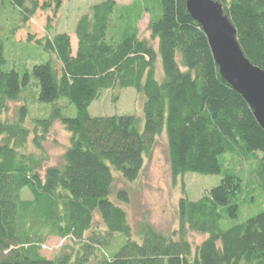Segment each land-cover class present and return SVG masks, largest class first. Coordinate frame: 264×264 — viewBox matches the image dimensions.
Wrapping results in <instances>:
<instances>
[{
	"label": "trees",
	"instance_id": "trees-1",
	"mask_svg": "<svg viewBox=\"0 0 264 264\" xmlns=\"http://www.w3.org/2000/svg\"><path fill=\"white\" fill-rule=\"evenodd\" d=\"M70 1L0 0V13L14 14L0 27V264H264V212L222 228V210L238 217L244 182L220 163L224 154L256 162L252 182L264 195V129L220 75L187 0H154L125 29L116 9L147 0H104L73 31L51 37ZM214 1L264 70V0ZM4 36L49 55L32 71L39 102L51 105L47 118H30L28 80L8 66ZM126 89L141 114H90L104 91L117 101ZM69 105L74 117L64 115ZM59 124L69 143L52 163L43 144ZM159 138L174 180L221 177L199 201H179L169 232L140 212L135 195Z\"/></svg>",
	"mask_w": 264,
	"mask_h": 264
},
{
	"label": "rangeland",
	"instance_id": "rangeland-1",
	"mask_svg": "<svg viewBox=\"0 0 264 264\" xmlns=\"http://www.w3.org/2000/svg\"><path fill=\"white\" fill-rule=\"evenodd\" d=\"M104 0H71L63 6L62 20L59 28L51 33V37L56 34L68 33L75 29L79 19L87 15L89 10L103 2ZM149 1V3L147 2ZM140 1L136 4L117 8L122 13L123 28H131L137 23L142 9L146 6L152 7L156 4L154 0ZM4 13H0V27L6 28L9 18L14 17L11 8L6 6ZM7 19V20H6ZM1 29V33H3ZM6 44V55L10 65H13L21 75L22 80L27 78V86L23 87V96L27 103L30 118L48 117L51 112V105L41 104L38 100L39 87L33 77V67L44 64L49 60V55L43 47L29 44L15 43L9 36H4ZM112 91H104L100 98L95 101L90 108L93 117L129 116L137 113L141 114L140 104L137 101L136 93L133 89L121 91L119 99L113 100ZM67 103L63 102V105ZM66 117L75 116V108L69 105L65 111ZM165 137V135H164ZM160 143L154 150L150 159L146 162V167L135 195L140 212H145L149 221L164 232H169L178 226L179 201L186 197L190 201H199L207 195L209 190L221 183V177H204L196 174H188L182 180H174L171 175L170 166L167 159L165 140L159 138ZM69 143V137L62 125H56L43 148L50 156V162L57 163L64 147ZM223 174H233L243 179L244 189L238 198V217L231 219L223 212L222 228L228 229L241 224L249 218L264 212V195L260 188L252 182V171L256 169L257 163L253 161L241 160L234 154H224L220 158ZM22 199L31 201V193L27 190L23 192ZM204 238L200 235L191 237V241L200 244ZM121 240L118 241V244Z\"/></svg>",
	"mask_w": 264,
	"mask_h": 264
},
{
	"label": "water",
	"instance_id": "water-1",
	"mask_svg": "<svg viewBox=\"0 0 264 264\" xmlns=\"http://www.w3.org/2000/svg\"><path fill=\"white\" fill-rule=\"evenodd\" d=\"M190 16L207 36L222 78L243 96L264 129V70L253 65L242 51L237 31L214 0H187Z\"/></svg>",
	"mask_w": 264,
	"mask_h": 264
}]
</instances>
